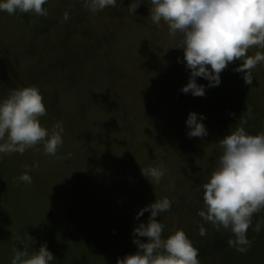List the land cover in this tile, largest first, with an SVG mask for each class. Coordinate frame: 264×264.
Wrapping results in <instances>:
<instances>
[{"label": "trees", "instance_id": "1", "mask_svg": "<svg viewBox=\"0 0 264 264\" xmlns=\"http://www.w3.org/2000/svg\"><path fill=\"white\" fill-rule=\"evenodd\" d=\"M131 2L117 0L115 6L93 13L85 0H48L42 6L47 10L46 16L20 12L11 15L15 21H23L33 29L30 30L32 38L23 50L9 52L13 58H20L17 69L9 66L8 57L2 59L0 56V100L14 89L36 86L46 107V114L39 117L41 126L50 132L57 123L63 128V143L55 155L46 154L42 144L27 149L23 154L16 153L23 156L16 173L22 175L29 168L31 180H42L47 184L40 187L45 194L39 196L46 201L50 183L46 181L47 175L60 160L80 155L83 166H91L88 174L79 167L63 182L74 186L77 183L86 184L83 195L89 196L83 199L82 205L95 209L102 189H134L151 184L141 168L162 166L164 176L158 184L153 185H161L172 179H191L190 188L184 194L170 199V210L156 217L164 225L162 238H167L176 230H183L198 249L200 264H264V209L252 216V224L246 233L251 244L243 253L228 245L229 239H235L230 229L221 227L217 230L212 223L198 215V211L204 210L203 185L216 169L223 151L219 141L241 126V119L246 121L243 127L248 134L264 132V63L252 69L254 79L251 85L244 82L243 73L235 71L243 63L240 60L230 62L220 73L221 83L218 86L208 87L206 79L196 78L198 84L206 86L203 97L193 96L202 108L196 112L198 119L200 114L205 117L202 123L207 129L206 136L189 138L186 135L189 131L186 125L188 114L174 116V113L165 112L166 116L171 115V119L164 120L166 127L158 126L160 122L155 118H150L154 123L150 126L143 119L147 106L138 104L140 90H132L135 88L133 79L140 75L141 83L145 79L156 83L167 64L161 58L147 60L141 46L130 39L137 31H148L158 36L163 21L160 26L151 21L147 0H143L135 14H131L128 9ZM5 12L0 11L1 19L6 16ZM63 13L71 17L69 22ZM60 16L64 18L63 24L58 20ZM178 40V45L171 49L172 53L177 54L169 55L168 67L177 72L169 89L171 99L180 104L178 98L185 93L179 90L183 84H187L190 71L184 73L180 70L183 63L179 56L183 57L184 51L182 48L176 50L181 46L182 37H178ZM250 51L248 55L253 54ZM120 72L128 77L124 82L127 87L123 97L106 86ZM38 73L42 74L39 75L41 77H37ZM53 81L55 83L52 85ZM202 98L206 100L205 104L200 103ZM133 107L138 108L134 115L130 114ZM247 109L251 110V115ZM254 113L259 123L251 118ZM114 114H119L123 123L127 120L129 123L126 137L119 142L110 139H114L121 127L118 120L112 117ZM113 122L118 125L101 136V130L111 127ZM253 123L254 126L251 125ZM76 145L79 149L71 151ZM23 166L26 167L24 171L20 169ZM104 166L110 167L104 170ZM19 176L14 182L20 181ZM64 192L62 196H68ZM79 193L76 190L75 196ZM149 215L124 222L128 230L127 244L134 246L129 252L133 254L138 250L132 242L133 229L141 222L147 223ZM258 222L261 224L259 232L254 230ZM201 226L206 230L204 236L200 235ZM139 239L147 241L146 237ZM112 247L115 258L122 259L128 254L113 243Z\"/></svg>", "mask_w": 264, "mask_h": 264}, {"label": "clouds", "instance_id": "2", "mask_svg": "<svg viewBox=\"0 0 264 264\" xmlns=\"http://www.w3.org/2000/svg\"><path fill=\"white\" fill-rule=\"evenodd\" d=\"M48 0H0V11L9 15L16 12L35 13L46 16L42 7ZM117 0H85L93 13L109 6ZM143 0H132L128 9L135 14ZM150 5L149 18L160 26L168 25L170 37L182 34L183 61L190 70L186 85L180 91L196 97L205 95V85L197 83V77L208 81V87L221 83L220 73L234 60L243 63L235 69L243 73V80L251 85L252 69L264 63V51L248 55L252 47L264 49V0H147ZM67 19V14H65ZM210 66V67H208ZM249 115L251 110L247 109ZM46 114L43 97L36 86L12 90L0 100V154L13 152L23 154L38 144L44 152L55 155L62 146L63 128L60 123L51 132L41 126L39 117ZM205 117L190 112L186 119L191 137H204L207 129L202 123ZM240 120V125L219 141L222 154L216 169L203 185L204 210L198 215L212 223L217 230L223 227L231 231L235 239L227 241L230 247L246 252L251 242L246 233L252 224L253 214L264 209V132L250 135ZM28 169L19 180L31 183ZM142 174L153 184H158L165 169L160 167L141 168ZM172 201L167 197L141 208L136 214L139 219L150 212L147 223H139L133 229V243L138 250L134 254L117 259L116 264H200L196 249L183 230H176L167 238H162L164 225L156 217L170 210ZM258 222L254 230L259 232ZM200 235H206L203 226ZM139 237H146L141 241ZM53 254L46 244L31 255L26 250H15L11 264H53Z\"/></svg>", "mask_w": 264, "mask_h": 264}, {"label": "rangeland", "instance_id": "3", "mask_svg": "<svg viewBox=\"0 0 264 264\" xmlns=\"http://www.w3.org/2000/svg\"><path fill=\"white\" fill-rule=\"evenodd\" d=\"M63 14L65 16V13ZM5 15L2 19L0 18V56L2 59L8 57L9 66L17 69L20 58H13L9 52L23 50L26 43L30 42L32 38L30 30L33 29L23 21H15L6 12ZM64 18L59 17L58 20L61 21V24L65 22ZM70 18L67 15L68 22ZM37 24L39 25V22ZM132 36L130 41L141 46L147 60L161 58L167 64L166 70L159 75L156 83L147 79L141 83L140 75L135 80L133 79L135 88L132 90H140L138 104L147 106L143 113L145 114L143 119L152 126L154 123L150 121V118H155L160 122L158 126H165V118L166 120L171 119L170 116L173 113L174 116H187L190 112H199L202 108L198 106L191 93L181 95L178 98L180 104L171 99L169 88L174 83L177 72L168 67L169 55L174 54L171 49L178 45V37L180 39L182 34L177 33L174 38L170 37L168 25L162 22L158 36L149 34L148 31H137ZM178 47L176 50H181ZM169 50L170 53H167ZM250 50H252L250 51L253 53L252 55L257 51H264L257 47H252ZM5 51H8V54L3 53ZM179 59L183 63L180 70L188 73L190 70L185 67L186 62L183 61V57L179 56ZM39 75L42 74L38 73L37 77H41ZM127 78L124 72H120L118 77L114 81L111 80L106 86L123 97L127 87L124 82H127ZM54 83L55 81L51 84ZM184 85L186 84L181 87ZM179 92L183 93L180 90ZM49 95L51 94L49 93ZM205 101L204 98L200 99L201 104H205ZM137 109L131 110L130 114L134 115ZM165 112H169L171 115L167 114L168 116H166ZM112 117L116 121L118 120L121 127L114 139H110L119 142L123 137H126L125 131L129 123L128 120L123 123L119 114H114ZM251 118H254L256 122L259 121L256 113L252 114ZM115 122L111 124V127H102L99 134L106 135V131L118 125V123L115 125ZM251 125L254 126V123ZM95 143L97 142L95 141ZM77 149L79 147L76 145L71 151ZM21 160H23V156L16 152L0 154V264H11L16 249L26 250L31 255L33 250L38 251L42 244H46L48 250L53 254L55 258L53 264H116L118 258H115V254L112 253V243L116 247L123 248L128 253L127 255H130L129 250L134 247L132 244H127L129 243L127 240L128 230L124 222L136 220L138 211L146 205L154 203L156 199L167 197L170 200L181 196L191 185V179L185 181L172 179L157 186L147 184L134 189L127 187L105 188L102 189L98 201L100 205L97 203L94 209L91 206L82 205L84 204L82 203L83 199L89 196L83 195L86 192V184L77 183L74 186L63 182L79 167L85 170V174H88L91 166L84 167L80 155L76 158L70 156L60 160V163L54 166L52 172L47 175L46 181L50 183L46 201H44L45 198L39 197L45 194L40 187L47 185L42 180L33 179L34 183L14 182L20 175V173H16V167ZM108 167L110 166H104V170H107ZM25 168L23 166L20 169L24 171ZM27 169L29 170V168ZM28 175L31 176V171H28ZM126 179L127 176L124 177V180ZM62 189L68 196H62ZM76 190L80 192L76 195L77 197L75 196ZM93 194L92 191V196ZM86 202L88 205L90 204L89 199ZM147 214L150 212H145L139 218Z\"/></svg>", "mask_w": 264, "mask_h": 264}]
</instances>
